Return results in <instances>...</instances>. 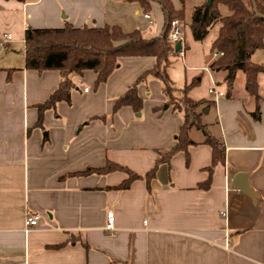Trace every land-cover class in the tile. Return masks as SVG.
I'll return each mask as SVG.
<instances>
[{
  "label": "crops",
  "instance_id": "crops-1",
  "mask_svg": "<svg viewBox=\"0 0 264 264\" xmlns=\"http://www.w3.org/2000/svg\"><path fill=\"white\" fill-rule=\"evenodd\" d=\"M171 1L186 11L188 0ZM193 3L192 11L206 0ZM67 24L118 25L153 38L163 30L164 14L157 3L146 13L129 0H0V40L12 35L0 48V264H264V72L257 101L243 71L229 85L226 71L210 69L215 53L191 60L183 42L185 56H173L169 74L177 88L198 79L189 95L207 101L202 120L220 137L225 159L213 166L203 130L192 128L196 142L188 154L162 160L150 187L139 179L117 190L127 177L122 171L78 173L113 161L145 174L176 145L184 116L168 106L154 77L139 86L141 112L130 106L114 112L116 100L155 64L154 57L142 56L121 58L100 86L91 70L71 75V103L57 102L37 124L38 105L62 78L58 70L26 68L25 31ZM252 60L264 66V49ZM201 68L217 85L209 86L208 96L198 90ZM212 87L225 94L216 97ZM258 105L261 118L255 119ZM238 173L246 174L256 200L236 187ZM209 179V187L200 186ZM28 213L39 215V222L25 232Z\"/></svg>",
  "mask_w": 264,
  "mask_h": 264
},
{
  "label": "trees",
  "instance_id": "trees-1",
  "mask_svg": "<svg viewBox=\"0 0 264 264\" xmlns=\"http://www.w3.org/2000/svg\"><path fill=\"white\" fill-rule=\"evenodd\" d=\"M25 1V0H21ZM140 2L144 12H150L153 3L161 6L164 14V26L160 35L147 38L140 29L125 32L118 25L105 24L101 27H75L67 24L63 28H35L29 26L25 31V66L39 72L58 70L61 75L59 86L50 97L38 105L39 117L37 124L42 125L44 112L55 108L57 102L71 103V92L75 83L73 74L82 75L91 70L96 73V86L107 82L113 72L119 67L120 59L124 57L152 56L155 64L143 71L129 86L127 91L115 103L114 112L123 106H130L135 112L144 108V98L139 93L140 84L150 77L159 79L163 84V93L167 96L168 106L183 113L184 121L177 134V143L169 153L162 155L157 164L140 174L128 166L109 161L105 167L89 168L82 173L106 174L122 171L127 177L115 189L125 190L134 181L145 179L150 181L155 177L158 164L170 158L173 154L184 151L196 141L191 137L192 128L203 130V143L213 149V166L225 159V149L221 139L215 136L203 122L207 101L195 100L190 97V90L198 84V79L177 88L169 74L173 64V56L178 54L168 38L172 22H185L184 9L177 10L171 0H129ZM258 12L255 11L252 0H213L210 6L206 3L193 8L188 25L196 41H203L210 33L211 27L220 23L218 35L211 45L212 53L218 54L210 64L212 71H226L225 81L231 85L238 71L246 75V89L258 101L259 74L264 72V66L252 60V55L259 49H264V0H255ZM223 8L229 13L223 15ZM178 94V95H177ZM255 119L261 118L260 106L252 113ZM210 179L200 184L209 187Z\"/></svg>",
  "mask_w": 264,
  "mask_h": 264
},
{
  "label": "rangeland",
  "instance_id": "rangeland-1",
  "mask_svg": "<svg viewBox=\"0 0 264 264\" xmlns=\"http://www.w3.org/2000/svg\"><path fill=\"white\" fill-rule=\"evenodd\" d=\"M194 0H188L186 1V21L185 23H183L181 25L182 29L184 30V46L185 44H187V47L190 49V54H191V60H195L197 62H202L203 58L208 56L211 53V45L212 42L214 41V39L217 37L218 35V30L220 27V23L217 22L216 24H214L211 29H210V33L207 36V38L203 41H196L193 36H192V32L190 30V27L188 25V19L190 18V15L192 14V8L191 6L194 4L193 3ZM229 13L228 9L223 8V15H227ZM23 46V45H21ZM186 48V47H185ZM189 52V50H188ZM190 56L188 54V57L185 59V63L186 65H190L191 60L189 59ZM254 60H257V58L255 57ZM178 66H180L182 69H184L185 67L183 66L182 62L178 63ZM187 72H191L189 70H187ZM197 75L199 73L198 76L202 77V83L199 86V91L201 94H207V90L209 88V86H217L216 84H209V82L207 81L209 79V70L206 68H201L199 71L195 72ZM178 95V94H177Z\"/></svg>",
  "mask_w": 264,
  "mask_h": 264
},
{
  "label": "built area",
  "instance_id": "built-area-1",
  "mask_svg": "<svg viewBox=\"0 0 264 264\" xmlns=\"http://www.w3.org/2000/svg\"><path fill=\"white\" fill-rule=\"evenodd\" d=\"M145 16L149 17L150 15L145 14ZM181 25L182 23L180 20H177V19L174 20L172 22L171 29L168 34V38L172 42L174 48L178 42H181L182 44L181 49L176 52L178 53L179 56L184 57L185 56L184 46H183L184 30L182 29ZM11 38H12V35H7L6 39L0 40V48H2L5 45V40H10ZM217 55L218 54L215 53V57ZM88 90L89 88L86 87L85 91H88ZM209 92L215 95L216 97L223 96L225 94L223 91H219L215 87L210 88ZM38 222H39V215L28 213L25 219V232H29L31 228L35 227L38 224ZM113 227H114V214L110 212L108 214V228H113ZM229 246H230V240L228 239L227 248H229Z\"/></svg>",
  "mask_w": 264,
  "mask_h": 264
},
{
  "label": "water",
  "instance_id": "water-1",
  "mask_svg": "<svg viewBox=\"0 0 264 264\" xmlns=\"http://www.w3.org/2000/svg\"><path fill=\"white\" fill-rule=\"evenodd\" d=\"M212 2L213 0H206V5L210 6ZM252 2H253L255 11L258 12L255 0H252ZM181 46H182L181 42H178L175 45V51H179L181 49ZM245 177H246L245 173H238L234 179V183L236 187L241 189L243 192L248 193L254 200H256L259 197V195L250 188L246 180H244Z\"/></svg>",
  "mask_w": 264,
  "mask_h": 264
}]
</instances>
